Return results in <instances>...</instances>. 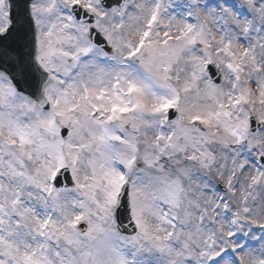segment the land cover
<instances>
[{
  "label": "snow or ice",
  "instance_id": "6c2138e0",
  "mask_svg": "<svg viewBox=\"0 0 264 264\" xmlns=\"http://www.w3.org/2000/svg\"><path fill=\"white\" fill-rule=\"evenodd\" d=\"M0 264H264V0H0Z\"/></svg>",
  "mask_w": 264,
  "mask_h": 264
}]
</instances>
